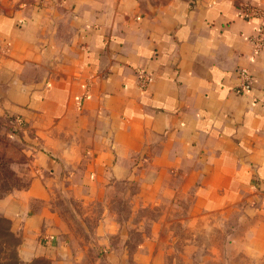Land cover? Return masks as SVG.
Segmentation results:
<instances>
[{
	"label": "crops",
	"instance_id": "1",
	"mask_svg": "<svg viewBox=\"0 0 264 264\" xmlns=\"http://www.w3.org/2000/svg\"><path fill=\"white\" fill-rule=\"evenodd\" d=\"M262 23L264 0H0V120L30 162L26 187L0 198L18 262L154 261L156 231L131 224L130 256L108 204L95 240L58 225L57 195L91 204L124 195L118 184L135 189L130 212L189 198L235 213L232 257L264 258V51L251 41Z\"/></svg>",
	"mask_w": 264,
	"mask_h": 264
},
{
	"label": "rangeland",
	"instance_id": "2",
	"mask_svg": "<svg viewBox=\"0 0 264 264\" xmlns=\"http://www.w3.org/2000/svg\"><path fill=\"white\" fill-rule=\"evenodd\" d=\"M15 128L16 126L0 120V157L9 163L8 171L12 172L9 176L0 170V174L8 178L6 185L0 190V196L25 188L29 180V157L25 153V144L20 142L19 131ZM116 187L117 191L126 193L107 196L102 201L91 204L57 195L53 205L62 231L78 242L95 240L97 223L104 214L103 204H108L111 213L126 224L124 233L130 239L126 243L130 256L137 239H140V233L136 234L129 229L131 224L142 221L140 229L146 236H150L153 231L157 233L155 251L158 257L153 261L151 255L146 254L148 257L143 262L128 258L126 264H264V258L232 257L236 253L226 240L234 232L232 224L237 219L235 213L219 215L217 212L194 211L190 209L192 204L189 198L178 202L175 209H169L171 206L166 203L161 205V210L148 207L130 212L126 208L130 200H134L135 189L119 184ZM159 218L162 225L152 227L151 223ZM243 229L239 228L238 237L242 236ZM18 241V238L8 234L7 222L0 219V264H20L16 256ZM152 248L153 244H150V250Z\"/></svg>",
	"mask_w": 264,
	"mask_h": 264
},
{
	"label": "built area",
	"instance_id": "3",
	"mask_svg": "<svg viewBox=\"0 0 264 264\" xmlns=\"http://www.w3.org/2000/svg\"><path fill=\"white\" fill-rule=\"evenodd\" d=\"M239 14L243 16H251L256 13L245 9L241 10ZM251 41L253 43L255 52L264 51V23L261 24L256 35L252 38ZM237 75L240 81V85L238 87L239 90L244 93L249 92L251 89V79L248 70L240 69L238 70ZM149 82L150 78L148 76L143 75L140 76L138 84L141 88H144Z\"/></svg>",
	"mask_w": 264,
	"mask_h": 264
},
{
	"label": "trees",
	"instance_id": "4",
	"mask_svg": "<svg viewBox=\"0 0 264 264\" xmlns=\"http://www.w3.org/2000/svg\"><path fill=\"white\" fill-rule=\"evenodd\" d=\"M19 136V134H18ZM20 137V136H19ZM20 139V138H19ZM20 142H22V140L20 139ZM23 143V142H22ZM8 167H9V163H7L6 161H4L1 157H0V170L6 172L9 176L10 174L12 175V172L9 170L8 171ZM7 169V171H6ZM8 178H6L5 176H2L0 174V190L4 188V186L6 185V181H7ZM3 196H0V198H2ZM1 219V218H0ZM3 220V219H2ZM8 234L9 231H8ZM11 235V234H10Z\"/></svg>",
	"mask_w": 264,
	"mask_h": 264
}]
</instances>
